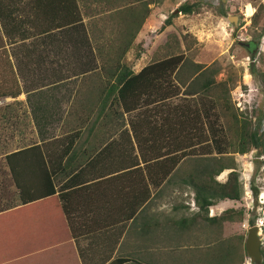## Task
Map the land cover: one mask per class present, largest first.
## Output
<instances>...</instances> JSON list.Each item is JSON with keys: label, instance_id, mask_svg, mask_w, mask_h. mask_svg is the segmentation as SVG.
Listing matches in <instances>:
<instances>
[{"label": "crops", "instance_id": "obj_1", "mask_svg": "<svg viewBox=\"0 0 264 264\" xmlns=\"http://www.w3.org/2000/svg\"><path fill=\"white\" fill-rule=\"evenodd\" d=\"M150 8L144 0H0V54L19 87L3 99L15 101L22 114L7 153L21 150L10 159L23 186L19 194L5 163L10 183L0 192V264H104L112 258L150 264L141 257L171 241L174 219L186 208L184 201L169 205L174 176L159 178L143 147L150 134L130 126L127 112L109 101L105 87L115 72H94L115 65L113 54L133 43L134 37L126 46V36L140 33ZM68 67L80 71L58 74ZM42 68L56 73L47 84ZM83 82L88 86L81 90ZM43 86L50 89L40 91ZM50 186L51 192L20 202ZM231 200L214 201L205 217L235 207Z\"/></svg>", "mask_w": 264, "mask_h": 264}, {"label": "rangeland", "instance_id": "obj_2", "mask_svg": "<svg viewBox=\"0 0 264 264\" xmlns=\"http://www.w3.org/2000/svg\"><path fill=\"white\" fill-rule=\"evenodd\" d=\"M147 1H150L151 10L148 14L144 13L143 18L145 15L146 18H142L143 28L134 36L133 43L125 52L116 54L131 70H137V67L145 63L172 53H181L186 64L195 62L200 68H215L214 80L223 82L227 91L222 94L225 102L220 100L210 108L207 94L191 100L189 103H193L200 111L199 122L194 121L192 124L201 129V132L206 131V127L209 126L221 142L225 136L220 137V133L222 129L224 131L226 122L229 125L242 124L246 132L254 129L258 139L253 146L248 138L246 143L249 148L244 153L228 151L230 149L224 152V155L233 158V169L237 172L240 194L237 199L230 202L235 206L231 208L242 211L241 222L234 220V225L233 221L206 223L203 219H197L191 225L180 228L174 223V230L170 235L171 243L162 244L157 251H152L141 259L150 264H230V262L248 264L249 258L242 242L245 228L253 224L257 226L256 234L260 241V250H264V0H144V8ZM192 1L197 5L191 13L177 10L180 3ZM174 8L177 11H174ZM165 18H168L166 23L163 21ZM113 55L116 57L115 54ZM42 69L43 83L47 84L56 73L51 68ZM71 70L80 71L79 68L68 67L58 71V74ZM178 70V78L185 79L191 68L186 65L179 67ZM94 72L96 75H106L108 69L102 66L96 68ZM76 78L68 79L71 86L68 84L65 88L71 89ZM172 83H176L174 78L171 80ZM33 84L34 82L30 83ZM178 84L175 95L172 94L156 104L139 103L136 109L128 111L127 122L132 120L136 123V120L142 118L150 121L149 125L151 122L155 125L168 124V137L174 140L173 134L180 135V132L173 124L175 120L170 116L166 104H178L182 97L192 99L194 96L184 95L181 91L184 86ZM26 85L28 84H21V88ZM86 86L88 83L83 82L78 88L84 90ZM48 89L50 86H43L39 90ZM5 96H0V192L3 193L10 183L3 158V154L12 149L8 145L7 138L15 126V121L19 124L22 120L20 106L15 101L4 100ZM206 105L210 111L206 110V114H203ZM221 112H224L223 116ZM164 114L166 118H163ZM137 124L146 132L148 125L146 121ZM158 133L159 131L155 129L151 132L152 136H157ZM166 138L160 140L162 144L165 141L167 145ZM197 143L194 142L190 147V150L196 154L201 152ZM214 151L212 149L211 154H215ZM146 154L153 153L146 150ZM180 167L184 169L185 164L182 163ZM229 169H222L214 178L224 181ZM172 180L175 183V192L170 198L169 205L183 204L184 201L183 205L186 207L182 210L184 217L193 216L197 209L194 203L195 207H192L191 201L188 200L192 194L191 187H181L182 184L176 176ZM253 188L256 189L255 195ZM4 202L0 199V205ZM188 203L192 209H188ZM176 219L178 218L174 220ZM248 219H252L253 224H249ZM236 236L241 240L238 239V243L232 246L231 243L233 240L236 241ZM224 240L227 241L224 243L222 242ZM227 244L230 253L223 258L220 254Z\"/></svg>", "mask_w": 264, "mask_h": 264}, {"label": "trees", "instance_id": "obj_3", "mask_svg": "<svg viewBox=\"0 0 264 264\" xmlns=\"http://www.w3.org/2000/svg\"><path fill=\"white\" fill-rule=\"evenodd\" d=\"M196 5L195 1L182 2L178 5L177 10L182 13H191L196 9ZM167 19L168 18L163 19L164 23L167 22ZM133 37L134 34L126 36V46L131 43ZM121 53H123V51H120V54ZM115 60V65L107 68L109 73L115 72L114 79L108 82L105 88L107 89V93H112L109 101L116 103V105L120 106L126 112L136 109L137 106L140 105L139 103L145 105L151 103L156 104L172 94L175 95L178 83L184 86V88L181 89L184 95H194L192 99L182 97L181 102L178 104H166V107H168L170 111V116L175 120L173 124L177 126V131L180 132V135L175 136V134H173L174 140L168 137V124L159 123V125H155L151 122L149 125L150 121L148 120H142V118L136 120V123L146 121V124H148L146 125V133L147 135L150 134L151 141L143 144V147L153 153L151 155V159L153 160L150 164L160 173L159 178H162L171 171L172 176H176L180 180V183L188 185L192 189L191 198L194 205L197 207V211L193 216L182 217L174 221L175 224L177 223L179 228L186 227L194 223L197 219H203L206 223L222 220H236L241 222L243 218L242 211L231 207L224 209L217 216L205 217L207 206L214 201L222 198L237 199L240 194L237 172L233 169V158L230 155H224V152L230 149L228 151L244 153L249 148L246 143L248 138L253 146H255L254 144H256V140L258 139L254 129L246 132L242 124L229 125V123L225 121L224 131H222L223 129L221 130L220 137L225 136L226 138L224 137L221 142L216 138V134H214L213 129L209 126L206 127V131L201 132V129L192 124L194 121L199 122L200 111L193 103H189L191 100H195L196 97L200 98L201 95L207 94V103L210 105V108L219 103L220 100L225 102V97L222 95L227 93L223 86L224 84L223 82L215 81L213 78L216 69L200 68V65L195 62H188V64H186L181 53H172L163 58L145 63L138 67L136 72H133L131 68L126 66L119 55L116 56ZM0 62H2V65H0V96H14L19 91V87L14 77L13 80L10 81L7 76L6 72L12 73V69L9 67L8 63H6L4 54H0ZM186 65L189 66L191 70L188 71L185 79L178 78V68ZM172 78L175 79L176 83L171 84ZM208 105L203 108V114H206V110L210 111ZM220 114L223 116L224 112ZM164 117L166 118L165 114L163 115V118ZM127 123L130 126L136 124L132 120H129ZM153 129L159 131L157 136H152L151 132ZM172 129L175 130L174 128ZM162 138L167 139V145H165V141L163 144L161 143L160 140ZM194 142H198V149L201 151L198 154L190 150ZM212 149L215 150V154H211ZM20 153L21 150H17L15 152L3 154L4 162L7 163L8 170L14 177L16 185L19 186V194L23 186L16 180L19 174L17 171V163L14 161L11 162L10 158ZM141 153L143 152L141 151ZM182 163L185 164L184 169L180 167ZM225 168H230L227 171V178L224 181L216 180L214 176ZM52 190L53 188L50 186L39 194L29 195L26 196V198L20 197V202L47 194ZM252 191L253 195H255L256 189L253 188ZM247 221L249 224H253L252 219H248ZM235 239L236 241L233 240L231 243L232 246L238 243V239L241 240L239 236H236ZM226 241L227 240H224L222 242L225 243ZM229 248L228 244L225 245L220 256H228L230 253ZM260 253L261 262L259 264H264V250H260ZM126 260L127 259L123 258H112L104 264H120ZM129 261L135 264H144L135 262L133 259ZM230 264L236 263L230 262Z\"/></svg>", "mask_w": 264, "mask_h": 264}, {"label": "water", "instance_id": "obj_4", "mask_svg": "<svg viewBox=\"0 0 264 264\" xmlns=\"http://www.w3.org/2000/svg\"><path fill=\"white\" fill-rule=\"evenodd\" d=\"M174 11L177 10L174 8ZM256 229L257 226L255 224L245 228V234L242 239L244 249L249 258L248 264H259L261 262L260 241L258 240Z\"/></svg>", "mask_w": 264, "mask_h": 264}]
</instances>
